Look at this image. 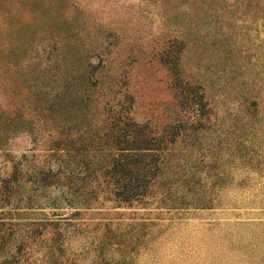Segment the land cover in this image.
<instances>
[{
	"label": "rangeland",
	"instance_id": "rangeland-1",
	"mask_svg": "<svg viewBox=\"0 0 264 264\" xmlns=\"http://www.w3.org/2000/svg\"><path fill=\"white\" fill-rule=\"evenodd\" d=\"M262 2L0 0V264H264ZM175 68L207 101L198 152L176 156L225 179L212 207L116 206L98 186L86 205L68 142L99 134L108 108L183 120Z\"/></svg>",
	"mask_w": 264,
	"mask_h": 264
},
{
	"label": "trees",
	"instance_id": "trees-1",
	"mask_svg": "<svg viewBox=\"0 0 264 264\" xmlns=\"http://www.w3.org/2000/svg\"><path fill=\"white\" fill-rule=\"evenodd\" d=\"M262 4L264 6V0ZM166 47V54L171 57L176 55L172 50L173 44L169 42ZM167 58L163 61L170 65ZM172 66L177 65L173 63ZM172 72V83L177 90L175 97L182 109L180 112H185L184 121L181 117L168 126L156 129L146 123L133 121L123 106L118 109L108 108L99 134H89L88 138L79 136L68 142V157L76 159L84 155L80 164L77 162L75 171L81 169L89 183L81 186L77 179L72 178L69 187L74 189V195L86 205L88 201L97 200L94 188L98 186L100 192L116 206L143 207L151 200H158L170 207H212V191L221 188L225 179L202 174V161H198V158L189 163L182 162L176 156L182 146L188 154L198 152L200 144H194V141L200 133H205L200 123L207 119V101L201 87L189 82L183 83L177 68ZM246 108L258 113V100H252ZM189 139L193 140L186 144ZM76 143L79 147L74 148ZM94 154L100 158L96 167L93 165ZM114 237L122 238L123 235L114 234ZM18 258L11 255L6 264H20Z\"/></svg>",
	"mask_w": 264,
	"mask_h": 264
}]
</instances>
